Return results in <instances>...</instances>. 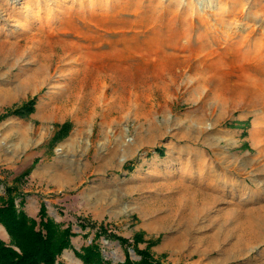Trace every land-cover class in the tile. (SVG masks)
Returning a JSON list of instances; mask_svg holds the SVG:
<instances>
[{
	"label": "rangeland",
	"instance_id": "obj_1",
	"mask_svg": "<svg viewBox=\"0 0 264 264\" xmlns=\"http://www.w3.org/2000/svg\"><path fill=\"white\" fill-rule=\"evenodd\" d=\"M75 43L96 54L65 58ZM99 73L82 114L70 89ZM247 73L264 84V0H0V180L28 217L72 226L60 264H83L101 225L162 264H264V103L232 83ZM96 243L106 264L138 259Z\"/></svg>",
	"mask_w": 264,
	"mask_h": 264
},
{
	"label": "trees",
	"instance_id": "obj_2",
	"mask_svg": "<svg viewBox=\"0 0 264 264\" xmlns=\"http://www.w3.org/2000/svg\"><path fill=\"white\" fill-rule=\"evenodd\" d=\"M33 105L34 99L26 103L27 113L32 112ZM15 113L19 114V111L16 110ZM69 128V123L59 125L53 141L65 137ZM124 168L131 170L130 164ZM0 186L5 191V195L0 196V225L9 236L8 244L0 239V264H60L57 263V258L63 250L71 248V239L76 236L72 226L63 227L55 223L48 217L43 204L35 219L28 217L22 210L24 196L18 187L6 186L2 180H0ZM78 227L84 230L87 226L80 222ZM101 236L105 240L118 241L121 247H131L134 254L138 256L137 260H133L126 250L124 260L117 264H162L154 259L150 252L154 241L148 240L144 249L138 248V244L145 241L141 232L134 233L130 243L129 239L117 236L107 226L102 225L95 230L94 238L89 245L74 251L76 258L83 264H106L100 246L96 243Z\"/></svg>",
	"mask_w": 264,
	"mask_h": 264
},
{
	"label": "bare ground",
	"instance_id": "obj_3",
	"mask_svg": "<svg viewBox=\"0 0 264 264\" xmlns=\"http://www.w3.org/2000/svg\"><path fill=\"white\" fill-rule=\"evenodd\" d=\"M178 20V19H177ZM180 20V19H179ZM137 25H140L139 23H136ZM184 24V22H183ZM179 25V24H178ZM182 25V24H181ZM173 27H174V24H173ZM176 28V27H175ZM174 28V29H175ZM179 29V28H177ZM172 33H170L171 35ZM175 35H179L178 33L175 34ZM182 35V34H181ZM174 36V35H173ZM183 36V35H182ZM181 36V37H182ZM175 37V36H174ZM180 37V36H179ZM178 38V37H177ZM174 40V39H173ZM179 40V39H178ZM177 40V41H178ZM183 40V39H182ZM180 41V40H179ZM176 43V41L174 42V44ZM178 44V43H177ZM182 44V43H181ZM172 46V45H171ZM73 49H71V51H69V54H66L68 55L67 59H71L72 58V54L73 56H75L74 52L75 53H78L80 52V55L78 57L75 56V58H73L74 61L78 60V59H83L82 63L89 59V55H94L96 53H88V52H82V45L81 44H78V43H75L73 45ZM173 47V46H172ZM186 47V46H185ZM181 49V48H180ZM63 54V55H65ZM65 55V56H66ZM100 55H106V53H101ZM61 59H63L64 57L60 56ZM65 58L63 59V61L65 60ZM66 59V60H67ZM59 61V59L57 60ZM88 61V60H87ZM81 63V64H82ZM86 66V65H85ZM207 69H209L207 67ZM203 71V70H202ZM209 71V70H208ZM77 72V71H76ZM201 72V71H200ZM197 73L201 80L202 81H207L209 80L208 78V75L209 73H207V76L204 73ZM76 74V73H75ZM77 75V74H76ZM171 75V74H170ZM165 76V75H164ZM163 76V77H164ZM174 76V75H173ZM172 76V77H173ZM178 76V74L176 75ZM181 76V75H180ZM69 76L66 74L63 76V80H67L69 79L68 78ZM162 78V77H161ZM165 78V77H164ZM113 78L111 76H109L108 74H105V73H99L97 76H96V79L94 81H96V83L93 82L94 85L91 86V90H88V85H85V86H81L80 88L78 87L79 85H76L77 83L79 82H82L83 78H75V81L77 82L73 88L70 89V91H72V93H77L79 95L76 94H72L70 95L69 99L67 101H72L74 99V104L75 102H78L80 103V107H79V110L82 114H84L85 112V109L87 110L90 105H92L94 108L96 107V98H97V95L101 94V90H102V87H104L105 85H107L109 82L111 83V80ZM169 79V78H168ZM174 79V78H173ZM177 79V78H176ZM170 80V79H169ZM172 81V79H171ZM174 81V80H173ZM234 87H237V88H234V91L236 92L237 95H239L241 98H243L244 96H249V98H251V101H248L249 103H264V101L262 102V99L263 98V88H264V84H261L260 80L257 78L256 75H250V74H244V75H241V76H237L236 79L234 81H232ZM83 84H87L86 82H83ZM216 87V86H215ZM215 91V90H214ZM213 92V91H212ZM218 92V91H217ZM219 93V92H218ZM102 94H106V91H103ZM215 96V95H214ZM212 96V97H214ZM88 107V108H87ZM108 109V114H111V112L113 111L112 108H107ZM11 149V148H10ZM12 151V150H11ZM124 152V151H123ZM14 156V155H13ZM125 155L123 154L122 157H124ZM185 206V205H184ZM191 208V207H190ZM189 208V209H190ZM183 209V208H182ZM188 211V210H187ZM190 212V211H189ZM188 212V213H189ZM191 213V212H190ZM187 217V216H186ZM190 217V216H189Z\"/></svg>",
	"mask_w": 264,
	"mask_h": 264
}]
</instances>
